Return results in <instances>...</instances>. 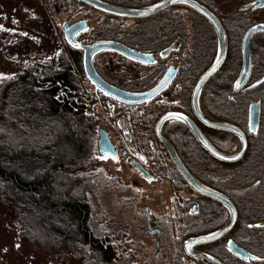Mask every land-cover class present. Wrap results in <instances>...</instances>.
<instances>
[{
	"label": "flooded vegetation",
	"instance_id": "obj_1",
	"mask_svg": "<svg viewBox=\"0 0 264 264\" xmlns=\"http://www.w3.org/2000/svg\"><path fill=\"white\" fill-rule=\"evenodd\" d=\"M159 1L134 0V3L115 4L137 8ZM196 1L218 16L228 38L227 58L220 71L203 88L200 109L217 122L239 128L247 140V149L239 160L224 162L207 152L190 127L178 119L165 122L161 133L195 178L226 196L237 210L235 226L226 235L196 247L194 252L207 254L222 264H264V82H260L264 77V32L252 38L251 74L247 82L236 89L243 69V40L252 26L264 24V5L259 3L260 0H245L244 4H230V0ZM175 8L181 9L175 11L183 18L181 21L171 19ZM90 9L86 18L81 20L88 21L89 29L78 36L80 44L114 42L145 54L149 59L145 64L117 52H101L95 56L93 65L103 81L129 93L151 92L163 82H169L145 104L127 105L97 91L85 73L92 89L101 94L97 103L104 116L98 128V140L103 131L117 152L114 158H102L130 163L136 172L135 185L142 181L159 182L175 190L182 227L179 243L168 249L181 258L175 264H204L188 254L185 243L222 229L228 223L229 213L221 203L196 193L187 185L159 138L157 123L167 114H181L219 152L228 156L237 153L240 148L238 137L207 126L194 111V88L217 57V33L201 14L185 5L170 7L146 19L113 16L109 19V15ZM235 13L244 14L246 18L235 19ZM94 14L96 20L92 19ZM103 26L113 29L104 30ZM63 37L65 39L64 31ZM80 51L84 64V52ZM257 91H260L261 98ZM253 108H259L256 130L250 123ZM222 216L225 222L220 225L221 220L216 218ZM152 219L148 209L147 226L150 233L156 235L157 246H160L158 241L162 232L156 227L157 221L154 223L156 229H153ZM232 244L244 252V259L229 250Z\"/></svg>",
	"mask_w": 264,
	"mask_h": 264
},
{
	"label": "trees",
	"instance_id": "obj_2",
	"mask_svg": "<svg viewBox=\"0 0 264 264\" xmlns=\"http://www.w3.org/2000/svg\"><path fill=\"white\" fill-rule=\"evenodd\" d=\"M53 1L58 13L70 5L89 10L77 0ZM177 9H173L171 19L181 21ZM234 18L246 17L235 13ZM60 29L61 49L55 66H26L1 84L0 192L27 228L46 237L41 238L44 243L64 241L88 246L91 264H112L117 252L102 229L98 233V221L92 220L94 211L88 197L96 187L91 172L100 159L97 100L101 94L92 89L85 75L82 52L66 43L64 30H56ZM256 94L259 96L260 91ZM59 173L68 180L62 192L55 187L54 176ZM75 187L79 190L77 196L71 194ZM216 220H221L222 225L225 217Z\"/></svg>",
	"mask_w": 264,
	"mask_h": 264
},
{
	"label": "rangeland",
	"instance_id": "obj_3",
	"mask_svg": "<svg viewBox=\"0 0 264 264\" xmlns=\"http://www.w3.org/2000/svg\"><path fill=\"white\" fill-rule=\"evenodd\" d=\"M245 2L230 0V4ZM53 3V0H0V73L14 77L26 66L56 65L62 36L57 27L63 30L65 24L81 21L89 10L70 5L58 13ZM256 17L259 19L258 14ZM92 19H97L96 14ZM4 81H0V87ZM98 110L100 127L104 115L100 106ZM98 157L99 164L91 172L96 187L88 197L94 211L92 220L98 221V233L102 229L117 252L112 264H175L180 257L168 249L179 243L182 227L175 190L159 182L142 181L135 185L136 172L130 163L102 158L99 154ZM64 177L63 173L54 176L59 192L68 184ZM73 190L71 194L79 195L77 187ZM148 209L153 229L158 227L162 232L160 246L147 226ZM24 223L0 192V264H91L88 246L64 241L44 243L41 238L46 237L37 236Z\"/></svg>",
	"mask_w": 264,
	"mask_h": 264
},
{
	"label": "water",
	"instance_id": "obj_4",
	"mask_svg": "<svg viewBox=\"0 0 264 264\" xmlns=\"http://www.w3.org/2000/svg\"><path fill=\"white\" fill-rule=\"evenodd\" d=\"M87 7L98 11L100 13L117 17V18H125V19H146L149 18L157 13H159L162 10L168 9L170 7L178 6V5H185L188 6L195 11H197L199 14H201L209 23L212 24L214 27L217 37H218V53L217 57L213 63V65L203 74V76L200 78L198 83L196 84L194 91H193V103H194V111L198 115V117L202 120L203 123H205L207 126H210L214 129L229 132L234 134L238 139L240 140V148L237 151V153L233 155H224L221 152H219L203 135V133L196 128L188 119L187 117L178 114L179 116H182L186 119H178L181 122H184L187 124L192 133L194 134L197 141L202 145V147L209 152L212 156L215 158L224 161V162H234L239 160L245 153L247 149V140L245 138V135L243 132L237 128L236 126L230 125V124H223L220 122H217L213 119H211L209 116L205 114L200 109L199 102H200V95L207 84V82L216 75L220 69L222 68L226 58H227V52H228V38L226 31L221 24L220 19L217 15H215L209 8H207L202 3L196 1V0H161L153 5L147 6V7H126L121 6L115 3H111L105 0H77ZM259 3L261 5H264V0H260ZM64 29V36L67 44L72 47L73 49H80L84 52V70L88 77V79L91 81V83L95 86L96 90L105 94L109 98L124 103L127 105H141L145 104L146 102L150 101L152 98L155 97L158 90L164 86L166 87L167 83L161 84L156 90H153L151 92L146 93H129L125 91H121L109 84H107L103 79L98 75L96 72L93 60L95 56L101 52L104 51H113L120 53L121 55L125 56L126 58L136 61L148 64V56L145 54H141L138 52H135L129 48H126L122 45H119L114 42H106L101 41L98 43H95L93 45L84 46L79 43L78 36L82 33H85L88 31V21H81L76 24H73L71 26H68L65 24L63 26ZM264 32V24H257L252 26L248 32L246 33L244 40H243V69L241 72V75L237 81V84H239V87L236 86V89L238 90L241 88L249 79L252 69V53H251V41L252 38L258 34ZM79 44V48H74L72 44ZM219 61V63H217ZM260 82H264V77L260 80ZM165 84V85H164ZM177 114H167L163 116L159 122L157 123V133L159 135V138L161 139L164 147L166 148L173 164L175 165L176 170L181 175L183 180L187 183V185L194 190L196 193L201 194L205 197H208L212 200L218 201L221 203L228 211L229 213V220L228 223L219 231L212 233L207 236L198 237L195 239H190L185 243V249L188 252V254L199 261H201L204 264H222L213 257L203 254V253H196L194 252V249L199 246H203L205 244H209L212 242H215L222 238L224 235H226L234 226L237 221V210L233 203L224 195L221 193L207 187L202 182H200L195 176L186 168L182 160L180 159L179 155L177 154L175 148L173 145L162 135V126L170 119H177ZM259 120V108H253L250 113V123L252 125V128L254 130L257 129ZM207 144V146H205ZM98 150L99 154L101 156H109V157H116L117 152L111 143L108 135L101 132L100 138L98 140ZM227 157L226 159H221L220 157ZM231 157H236L235 159H231ZM215 234L214 239H209L210 236ZM231 252L234 253L236 256H238L241 259L245 258L244 252L237 246L232 244L231 246Z\"/></svg>",
	"mask_w": 264,
	"mask_h": 264
},
{
	"label": "snow or ice",
	"instance_id": "obj_5",
	"mask_svg": "<svg viewBox=\"0 0 264 264\" xmlns=\"http://www.w3.org/2000/svg\"><path fill=\"white\" fill-rule=\"evenodd\" d=\"M0 30H2V26H0ZM72 46H73L74 48H79V47H80L79 44H75V43H73ZM217 63H219V61H217ZM12 78H14V77H6L4 74L0 73V81L5 80V79H12ZM237 87H239V84H237ZM176 118H177V119H186V118H184V117H182V116H179L178 114L176 115ZM205 146H207V144H206ZM141 158H142V157H141ZM220 158H221V159H226L227 157H223V156H221ZM235 158H236V157H231V159H235ZM214 238H215V234H213L212 236L209 237V239H214ZM229 243H231V242H229ZM229 250H231V249H229ZM253 259H256V258L253 257Z\"/></svg>",
	"mask_w": 264,
	"mask_h": 264
}]
</instances>
